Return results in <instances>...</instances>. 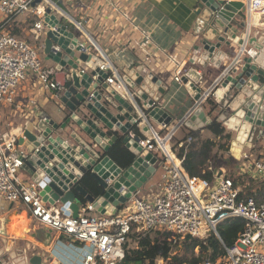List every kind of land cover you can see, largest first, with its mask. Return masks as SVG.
<instances>
[{
  "label": "water",
  "instance_id": "1",
  "mask_svg": "<svg viewBox=\"0 0 264 264\" xmlns=\"http://www.w3.org/2000/svg\"><path fill=\"white\" fill-rule=\"evenodd\" d=\"M246 6L242 0H198L203 37L199 41L201 47L197 45L195 50L203 49L202 58L218 67L224 59L229 58L231 63L215 81V101L208 104L210 117L196 109L184 121L195 130L215 118L219 120L235 135L231 141L233 155L244 146H251L247 140L255 126L264 127V31L248 37ZM44 17L45 31L39 48L45 60L54 65L59 78L56 82L63 88L57 100L51 102L62 119L57 122L42 113L36 123L24 127L18 139V145L26 152L22 169L32 182L39 184L45 203L68 208L74 218L82 204H91L100 215L116 214L156 171V155L139 145L144 137L142 132L148 133V127L143 122L135 123L138 114L134 102L146 112L148 121L169 126L173 117L158 105L166 89L153 73L146 74L143 66L132 67L121 77L128 96L113 89L106 82L108 74L98 67L82 72L81 65L89 62L92 54L85 52L78 32L52 15L50 8H45ZM232 43L237 49L244 47L255 54H243L235 60L238 51L231 48ZM188 77L182 82L197 100L203 89L194 83L200 82V76L190 71ZM140 96L146 101L145 106L140 105ZM117 141L133 155L126 168L108 156ZM84 177L97 185V196L80 184ZM0 208L9 210L12 205L0 201ZM8 221L4 219L3 226ZM0 234L5 235L4 229ZM40 262L37 255L29 260V264Z\"/></svg>",
  "mask_w": 264,
  "mask_h": 264
},
{
  "label": "built area",
  "instance_id": "2",
  "mask_svg": "<svg viewBox=\"0 0 264 264\" xmlns=\"http://www.w3.org/2000/svg\"><path fill=\"white\" fill-rule=\"evenodd\" d=\"M58 9L65 18L71 19L61 5L83 3L84 0H0V108L4 102H12L17 87L27 73L37 75L40 88L58 97L63 88L56 82L54 67L44 68L35 48L4 31L10 22L22 16L37 15L39 19L29 29L35 41L44 34L45 5ZM104 2L112 11H117L116 0H97ZM248 19L259 14L264 17V0H245ZM34 4V6H33ZM247 19V20H248ZM68 20V21H69ZM75 28L82 29V23L71 20ZM145 41L148 35L141 31ZM83 43L86 53L94 56L98 46L91 41ZM198 50H194V59ZM251 53L242 47L235 56ZM88 63V62H87ZM108 76L106 82L116 91L122 90L123 82L119 73L107 60L98 67ZM228 69V68H227ZM224 70L225 71H227ZM82 69V72H85ZM110 71V73H109ZM188 77V71L180 65L174 70L173 81L181 83ZM216 82L212 84L215 86ZM124 88V87H123ZM127 91V90H126ZM128 96V92H126ZM210 90L203 91L192 109L181 121L155 130L146 119V112L134 102L138 118L135 123H145L148 133L139 145L156 154L155 166L162 171L160 181L151 187L146 195H134L122 205L116 214L95 213L91 204L82 206V213L74 218L68 208H58L45 203L40 196L39 184L24 181L19 170L24 164L26 152L18 145L22 131L19 128L2 130L0 128V201L14 205L28 206L31 216L40 224L61 232L69 240L78 257L79 264H123L125 244L129 234L151 231L166 232L176 236L204 239L209 234L216 236L217 228L224 222L238 218L244 220V229L231 246H224L225 256L204 264H264V203L257 204L252 197L243 195L241 189L229 178L214 172V180L191 177L182 168V159L175 156L170 141L184 121L209 97ZM140 120V121H138ZM193 142L185 140L186 147ZM244 161L240 173L255 181H264V157L253 158L247 153L240 155ZM156 166V167H157ZM258 247L262 249L257 250Z\"/></svg>",
  "mask_w": 264,
  "mask_h": 264
},
{
  "label": "crops",
  "instance_id": "3",
  "mask_svg": "<svg viewBox=\"0 0 264 264\" xmlns=\"http://www.w3.org/2000/svg\"><path fill=\"white\" fill-rule=\"evenodd\" d=\"M37 1L40 2V0H35V3H38ZM43 5L45 8H50L44 1ZM115 6L117 11H112L104 2L97 0H84L83 3L61 5L70 15V20L65 18L58 9H50L52 15L61 19L62 22L63 19L66 20L73 26L70 30L78 32L82 43L89 45L91 41H94L98 46L99 51L94 50V56L88 63L82 64L81 69H85L86 72L90 71L107 60L122 77L130 68L135 69L143 66L144 72L146 74L153 73L159 84L166 89L165 94L160 97L158 105L173 117L174 120L171 125L181 121L188 115L196 100L183 82L176 83L173 81L175 67L180 65L188 73L195 71L196 75L200 76V82H195V79L192 81L197 87L207 91L210 84H213L231 63L229 58L224 59L218 67L210 60L205 61L202 58L203 49L198 52L197 58L194 59L195 47L197 45L201 47L199 41L203 37L200 34L202 25L198 22L199 17L197 15L198 0H116ZM29 16L35 22L40 15ZM250 17L246 22L249 38L264 31V18L260 16L261 20L258 18L259 20L254 19L253 21V15ZM72 19L81 22L82 29L77 30L71 21ZM141 31L148 35V41H145ZM41 43L42 39L39 40V44ZM231 48L239 51L234 43L231 44ZM252 51L250 50V53L253 56L255 52ZM43 59L45 61V63L42 61L44 68L54 66L44 57ZM199 60L205 64L198 62ZM56 75L57 73L54 76L55 80H59L58 75L57 77ZM123 87L119 92L125 94L127 91L124 85ZM134 90L138 91L136 87ZM150 94L153 95L151 91ZM56 98L54 93L40 88L35 73H27L25 79L17 87L12 102H4L1 105L0 128L2 130L19 128L23 131L24 127L32 125V122L36 123L37 117L42 113L50 115L59 122L62 116L57 113V108L51 104L57 100ZM139 103L142 106L146 105V101L141 96ZM207 103L208 101L202 103L201 110H203L205 117H210V108ZM149 123L155 130L161 129L159 121L150 119ZM197 124H200L199 121ZM207 126L195 129L200 131L203 139L212 138ZM179 129L191 128L182 126ZM224 129L232 139V133H228L226 127ZM183 134L185 135V130L184 132L183 130L177 131L170 141V148L184 137ZM247 141L251 146L248 149L244 146L240 153L232 154L233 156L228 149L216 157V150H214L211 164L215 162L219 166L217 168L214 166L213 173L216 171L225 176L228 167L230 168V165L234 163L233 160L240 161L242 153L256 154V156H252L253 158L264 157V151L258 150L264 149L261 146L264 144V127L255 126L252 137ZM223 142L225 141L223 140ZM161 175L162 171L157 166L154 175L135 194H149L151 190L149 188L154 184L153 180L157 178L159 181ZM19 177L24 181H31L28 173L22 168L19 170ZM90 180L87 178V182ZM84 187L86 190L93 189L92 191H94L90 183ZM83 205L80 206V213H82ZM53 206L62 208L60 204ZM4 219H9L5 226H3ZM2 229H4L5 235L0 234V259L6 257L7 262L5 264H29V260L35 255L41 257L40 264H79V259L74 255V250L69 244L70 239L61 232L37 222L25 204H14L9 210L0 208V231Z\"/></svg>",
  "mask_w": 264,
  "mask_h": 264
},
{
  "label": "trees",
  "instance_id": "4",
  "mask_svg": "<svg viewBox=\"0 0 264 264\" xmlns=\"http://www.w3.org/2000/svg\"><path fill=\"white\" fill-rule=\"evenodd\" d=\"M64 24L69 28L73 26L63 19ZM34 23V22H33ZM32 23V24H33ZM32 27V25H31ZM30 27V28H31ZM13 34V35H12ZM12 36L16 34L13 32ZM15 37V36H14ZM208 101V100H207ZM207 104H213L212 101H208ZM207 130L211 134L212 138H201L200 131L186 129L184 137L171 147L172 152L176 157L182 159V168L191 177L202 178L208 181H212L214 178V164H211L213 159V151L216 150L215 156L223 154L229 149L230 137L226 133L223 125L216 120L211 121L207 126ZM187 137H191L194 141L186 147L185 140ZM223 140L225 142H223ZM172 144V143H171ZM108 156L117 163L121 168H126L133 161L132 153L126 149L121 141H117L108 151ZM88 177H84L80 184L84 187L88 183L94 188V191L87 190L95 196L99 194V188L92 181L87 182ZM236 181H234L235 183ZM257 187L255 191L253 187L246 189V195L252 197L257 204L264 203V181H257ZM85 188V187H84ZM244 229V220L234 218L230 219L223 224H220L217 228L218 236L211 234L210 238L205 242L190 239L186 237L184 246L193 255L195 248H198L200 254L198 257H194L189 261H179L178 264H200L205 259L214 263L217 259L225 256L224 246H231L237 239L240 233ZM155 233V234H154ZM160 232L151 231L147 233H137L135 229L129 234V240L125 244V260L123 264H155L157 258L168 259L171 252L172 243L168 241V233H163L158 236ZM154 234V236H151ZM133 243L134 247L129 248V242ZM209 244V246H207ZM210 251V252H209ZM177 258L173 257L172 262L176 264Z\"/></svg>",
  "mask_w": 264,
  "mask_h": 264
},
{
  "label": "rangeland",
  "instance_id": "5",
  "mask_svg": "<svg viewBox=\"0 0 264 264\" xmlns=\"http://www.w3.org/2000/svg\"><path fill=\"white\" fill-rule=\"evenodd\" d=\"M38 2V1H37ZM262 18H264L262 16ZM1 19V18H0ZM33 23V19L30 17V16H22V17H19L17 18L16 20L10 22L9 24H7L4 28V31L9 33V34H12L13 32H15L16 34H14V36L19 39V40H22V41H25L27 42L30 46H32L33 48L36 49L37 51V54L38 56L40 57V59H42L43 63H45L44 59H43V55H42V51L41 49L39 48L40 44H39V41H35L34 38L30 35L29 33V29L31 27ZM13 35V34H12ZM209 90H210V94H209V97L206 99V101H213L214 97H213V93L215 91V87L212 86V84H210V86L208 87ZM216 120V118H215ZM217 121V120H216ZM218 122V121H217ZM186 127L185 124H183V127ZM180 131L183 130H186V129H179ZM178 130V131H179ZM228 133H232L231 130L227 129ZM184 135V134H183ZM233 136L232 139H230V143H229V153H231L232 155V152H231V141L234 139L235 135L232 133L231 134ZM183 137V136H182ZM252 137V136H251ZM173 144V143H172ZM261 146L264 147V144H262ZM248 149V148H247ZM259 151L262 150V152L264 151V149H258ZM246 152V151H245ZM250 157H252L254 154H250ZM233 156V155H232ZM256 156V154L254 155ZM261 158V157H260ZM233 163L232 165H230V168L228 167V171L226 173L225 176L233 179V181H236L237 182V186L241 189L243 195L245 196H248L246 195V189L250 188V187H253L254 188V191H255V187H257L256 184H258L257 181L255 180H252L251 178L249 177H246V176H243L239 170H241V166H242V163L244 161L240 160V161H237V160H233ZM213 164L215 165V167L217 168L219 165H217L215 162H213ZM214 167V169H215ZM160 181V180H159ZM157 181V178H155L153 180V185L152 187L155 185H157V183L159 182ZM148 187H151V186H148ZM150 189V188H149ZM144 191V190H142ZM143 193V192H141ZM166 233V232H164ZM155 234V233H154ZM154 234H151V236H154ZM161 234H163V232H160L158 234V236L160 238H162ZM169 234V233H168ZM211 234H214V233H211ZM209 234L206 238L204 239H193L192 237L190 239H193V240H198V241H201L203 243H205L209 238H210V235ZM161 235V236H160ZM215 235V234H214ZM185 239L186 237H182V236H176V235H172V234H169L168 236V241L172 243V247H171V252L169 254V258L168 259H160V258H157L156 261H155V264H174V262H172V259L173 257H176L177 258V261H176V264H178L179 261H189L190 259L194 257H198L199 254H200V251L198 248H195L194 251H193V255L187 250L186 246H184V242H185ZM208 242V241H207ZM206 242V243H207ZM129 248H133L134 245L133 243L129 242ZM207 246H209V244H207ZM262 248L261 247H258L257 250L260 251ZM210 252V251H209ZM220 259V258H219ZM222 259V258H221ZM5 262H7V259L6 257L5 258H1L0 259V263L1 264H5ZM217 262V260L215 261ZM205 263V259H203L200 264H204Z\"/></svg>",
  "mask_w": 264,
  "mask_h": 264
},
{
  "label": "bare ground",
  "instance_id": "6",
  "mask_svg": "<svg viewBox=\"0 0 264 264\" xmlns=\"http://www.w3.org/2000/svg\"><path fill=\"white\" fill-rule=\"evenodd\" d=\"M260 19V15L259 14H255V15H253V17H252V20L254 21V19ZM258 19V20H259ZM261 20V19H260ZM253 29V28H252Z\"/></svg>",
  "mask_w": 264,
  "mask_h": 264
}]
</instances>
